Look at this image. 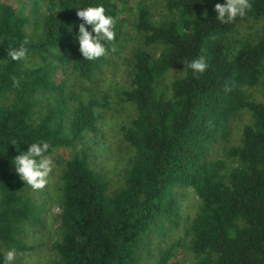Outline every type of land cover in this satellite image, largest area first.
Returning <instances> with one entry per match:
<instances>
[{
  "label": "trees",
  "instance_id": "obj_1",
  "mask_svg": "<svg viewBox=\"0 0 264 264\" xmlns=\"http://www.w3.org/2000/svg\"><path fill=\"white\" fill-rule=\"evenodd\" d=\"M133 1L44 0L40 12L37 0L32 17L0 0V99L13 98L0 105V256L10 247L18 254L33 250L22 240L24 226H41L50 205H39L15 172L12 160L27 150L25 143L47 140L53 155L87 136L103 138L101 104L67 92L57 71L90 82L122 48L124 23L131 21L140 45L121 94L135 110L122 128L121 146L132 152L124 187L109 192L85 152L59 164L61 238L54 264H181L182 251L196 264H264V90L260 102L247 93L264 73V0H250L247 14L231 24L215 19L214 6L224 0H164L167 14L159 22L148 0ZM89 3H102L117 18L115 41L95 61L83 60L73 38L82 22L75 7ZM253 20L258 34L241 38L240 29ZM25 41L26 57L11 61L9 49ZM200 56L209 67L193 75L187 65ZM29 57L41 65L24 67ZM179 68L167 91L159 90ZM46 96L52 102L36 118L37 98ZM239 115L249 118L240 145L212 159ZM190 194L196 209L185 216ZM181 228L183 235L167 242Z\"/></svg>",
  "mask_w": 264,
  "mask_h": 264
},
{
  "label": "rangeland",
  "instance_id": "obj_2",
  "mask_svg": "<svg viewBox=\"0 0 264 264\" xmlns=\"http://www.w3.org/2000/svg\"><path fill=\"white\" fill-rule=\"evenodd\" d=\"M2 1V0H1ZM11 4L19 6L22 13L29 14L33 17V5L37 0H6ZM39 1V11H43L44 0ZM136 1H133V4ZM37 5V4H36ZM135 8L137 5H134ZM146 6L149 7L154 15V20L159 22L167 14L164 0H148ZM36 17V16H35ZM34 19V18H33ZM35 20V19H34ZM35 22V21H33ZM261 23L260 21H258ZM123 31H126L122 37V48L115 50L108 56V63L101 68V71L93 76L90 82L82 83L74 74L68 71L64 75L63 71H57V79L65 78L67 81V92H74L87 101L95 98L100 104L99 112L103 115V119L99 122V130L103 138L96 140L94 137L87 136L86 139L75 149L73 148H58L52 155L53 171L48 178V183L43 189H33L27 186V192L38 202L39 205L50 204L46 207V214L43 218V224L37 227L24 226L23 242L33 248L30 252H24L16 256L15 264H54L58 255L54 246L60 241V216L59 200H60V173L59 164L64 160L73 158L76 154L86 153L88 163L91 168L104 176V179L109 184V192H116L124 187V179L126 172L130 166L132 152L122 147V128L127 127L129 122L135 117V110L131 105L122 102V91L130 85V59L132 52L140 45V37L133 28L130 22L124 23ZM259 31V24L255 20L250 24H246L240 29L241 38H255ZM30 37L37 39L38 35L32 30ZM41 62L33 57L24 60V67L34 68L40 66ZM57 63L50 60V67L55 69ZM181 69H174L169 73L165 81L160 84L159 90L167 91L166 87L173 78L179 77ZM264 90V73L260 85L254 89H250L247 93L250 97L260 102L262 101V92ZM12 97L0 99V105L6 106L12 101ZM37 107L35 108L36 118L45 113L48 107V102L51 97L37 98ZM249 123L247 115H239L235 118L230 131L228 142L215 145L212 150L211 158H223L226 148L237 147L241 143L243 127ZM230 167V166H229ZM230 170V168H229ZM16 172V171H15ZM191 193V191L189 190ZM184 215L187 216L189 211L191 216L196 209V200L190 194L186 197L183 203ZM185 224H183L184 226ZM184 228V227H182ZM181 228L179 232L168 234L166 240L171 242L173 238L183 235L184 231ZM172 236V237H170ZM153 250L156 253V245L158 241L153 239ZM1 246V245H0ZM181 264H196L188 251L181 252Z\"/></svg>",
  "mask_w": 264,
  "mask_h": 264
},
{
  "label": "clouds",
  "instance_id": "obj_3",
  "mask_svg": "<svg viewBox=\"0 0 264 264\" xmlns=\"http://www.w3.org/2000/svg\"><path fill=\"white\" fill-rule=\"evenodd\" d=\"M251 8L250 0H224L216 3L215 19L221 24H231L238 17H244ZM77 16L82 21L78 25V32L74 33V40L78 43L83 60L95 61L106 55L109 45L116 39L117 18L109 14L102 3L75 7ZM207 15V13H205ZM72 31V28H69ZM21 43L19 47L9 49L7 55L11 61L23 60L28 49ZM187 67L193 75L203 74L209 64L204 56L191 60ZM20 81L13 77V86L19 87ZM17 145L16 142H13ZM27 144V150L15 156L12 164L20 179L33 189H43L48 183V178L53 171V158L51 144L44 139H37ZM18 146V145H17ZM17 249L10 247L0 256V264H15Z\"/></svg>",
  "mask_w": 264,
  "mask_h": 264
}]
</instances>
